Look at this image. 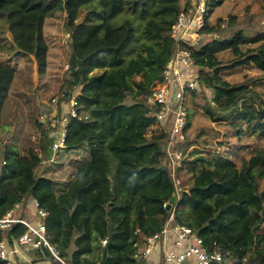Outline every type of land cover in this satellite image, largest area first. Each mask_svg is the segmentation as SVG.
I'll use <instances>...</instances> for the list:
<instances>
[{
    "label": "trees",
    "instance_id": "16d2710c",
    "mask_svg": "<svg viewBox=\"0 0 264 264\" xmlns=\"http://www.w3.org/2000/svg\"><path fill=\"white\" fill-rule=\"evenodd\" d=\"M184 4L188 0H0V53L33 60L16 67L0 58V134L8 133L0 150V218L15 204L25 218L34 198L46 211L48 242L66 264H138L146 237L168 218L163 204L174 187L166 167L159 168L167 134L150 115L148 99L174 52L171 29ZM62 13L71 37L66 83L79 88L77 115H67L64 146L47 163L40 142L56 124L38 116L33 74L42 77L48 67L45 22ZM237 23L232 13L213 22L206 15L202 32L216 36L199 41L192 55L211 101L230 111L223 120L239 138L246 125L263 139L264 108L242 100L253 79L233 81L227 73L239 68L264 73V27L248 30ZM135 40L136 51L127 57ZM225 53L229 56L222 58ZM200 94L199 88L189 93L185 137L174 145L184 155L176 170L183 190L175 219L191 227L209 250L222 252L226 264H264V149L255 147L239 162L229 152L200 149V135H187L189 104L198 106ZM202 99L205 114L222 120L214 117L209 98ZM82 149L86 155L69 156ZM67 157L73 162L68 177L50 176ZM25 230L13 223L0 229V240L10 242ZM32 250L36 256L30 262L0 259V264L44 259L61 264L47 247Z\"/></svg>",
    "mask_w": 264,
    "mask_h": 264
},
{
    "label": "built area",
    "instance_id": "2783aa9c",
    "mask_svg": "<svg viewBox=\"0 0 264 264\" xmlns=\"http://www.w3.org/2000/svg\"><path fill=\"white\" fill-rule=\"evenodd\" d=\"M207 0H188L180 9L175 23L172 25L171 36L175 40V49L171 58L164 66L162 80L157 82L148 99L150 115L153 116L166 132L165 155L163 165L166 167L173 183L175 200L169 204L166 201L163 207L169 211L161 229L146 237L145 244L138 254V264H157L160 260L164 264H226V256L218 250H209L203 243V239L194 230L175 219V205L180 192L183 190L177 167L180 165L184 155L179 149L174 148L178 141L185 137L184 127L187 121V103L189 93L199 87L200 67L192 55V47L206 36L202 32L205 16L207 14ZM76 94H68L67 91L59 93L58 97L51 98L56 103L59 99L69 103L68 116H76L77 99ZM238 101L237 107L242 106ZM53 124L60 123L58 131L52 134L51 151H58L64 146L66 137L67 116L52 115ZM33 214L29 218H21L15 214L19 204L9 210L0 218V229L5 230L13 223H21L26 230L10 242L0 240V259L14 263L17 259L30 262L23 255L22 249H40L47 247L51 253L66 264L56 254L54 248L49 244L44 218L46 211L38 206L37 201L32 198ZM107 239L101 240L105 245ZM92 264H100L96 261Z\"/></svg>",
    "mask_w": 264,
    "mask_h": 264
},
{
    "label": "rangeland",
    "instance_id": "374dc122",
    "mask_svg": "<svg viewBox=\"0 0 264 264\" xmlns=\"http://www.w3.org/2000/svg\"><path fill=\"white\" fill-rule=\"evenodd\" d=\"M213 1L216 2L218 0H212V5H209L207 0L208 10L206 15H209V20L211 22H213L217 17H226L229 13H232L238 20L235 27H246L249 28L248 30H250V27H264V0H222L216 5H213ZM182 2H184V0H181V3ZM121 17L122 16L120 15L117 20H120ZM66 24V13L59 14L58 16L46 20L44 35L49 44L48 67L46 73L42 77H39L36 73L33 74V79L36 83L38 104L40 106L38 116L42 121H47L50 125L51 123L53 124L50 118L52 115L57 114L58 119H61V116L64 115V106L62 103H64L67 107L66 111L69 109V103L66 100L59 99L56 103H52L51 98L58 97L59 93L63 91L76 94L79 90L78 87H68L66 83V77L69 75L68 58L71 53V37ZM139 32L140 28H137V38ZM5 35L10 38L9 33L6 31ZM214 36L216 35L207 34L202 40ZM136 42L137 41L135 40V42L127 50V57H131L135 53V48L137 47ZM221 56L222 58H226L229 54L225 53ZM30 57L25 54L14 56L0 53L1 59L9 61L10 64L16 67H22L33 63V60H31L32 58ZM99 70V68H95V71ZM227 77L233 81H243L244 79L246 80L250 78L253 79L254 84H251V87L244 94L242 100L243 102L253 103L258 107L262 106L264 108V73L251 68H239L227 73ZM198 88L201 90L202 94L197 97V102L199 103L198 106L194 107L191 103L189 104L191 108V126L187 130V135L189 137L196 136L197 134L200 135L199 141H203V144H199L198 146L200 149L220 150L226 153L229 152L237 159L238 162L241 157H248L249 151L255 149V147L260 146L264 149V138L258 139L256 134L251 133L250 130L246 131V125H243V131L241 132V137L239 138L236 134L235 128L229 125L226 120H223L227 117L230 111H222L218 109L211 101L210 91L204 88L201 84H199ZM202 96L209 98L211 109L214 112V117H220L222 120H214L212 117L205 114L202 107L204 104ZM127 101H130V99L127 98ZM65 115L67 116L68 114ZM59 127L60 123L57 121L54 129H51L49 134L44 136L40 142L41 153L44 157H46L44 160L47 161V163H50L48 161L55 160L57 151L48 152L51 150L50 145L52 143V134L58 131ZM7 136L8 133L0 134V150L2 148L3 141L7 138ZM190 149L191 147L189 150ZM86 154L87 150L82 149L73 151L69 156L74 159L78 156ZM72 164V159L67 157L66 164L56 170H51L49 175L61 181L65 180L70 173ZM47 165L48 164H46V162L43 163L41 168H39L38 173L41 172L44 167H47ZM261 187H264V181ZM24 212L25 218H29L28 212ZM33 212L34 211L32 210L30 215H32ZM21 213L19 212V214ZM19 214L16 213L18 216ZM72 249L73 247H70L69 252H71ZM24 250L26 254H30V257L36 256V253H34L32 249L25 248Z\"/></svg>",
    "mask_w": 264,
    "mask_h": 264
},
{
    "label": "crops",
    "instance_id": "0c3cea01",
    "mask_svg": "<svg viewBox=\"0 0 264 264\" xmlns=\"http://www.w3.org/2000/svg\"><path fill=\"white\" fill-rule=\"evenodd\" d=\"M65 104H66V102H65ZM62 105L64 106V108H63V112H64V115H63V117H66V115L65 114H67V107H66V105H64V103H62ZM7 133V132H6ZM44 141V140H43ZM50 152H52L51 150H49V152L48 153H50ZM48 159V158H47ZM49 160V159H48ZM43 161H45V160H43ZM28 210H27V212H28V215H29V217L31 216L30 214H31V211L33 210V203H32V198H30L29 200H28ZM21 211H22V206L21 205H19V209L18 210H16L15 211V214L16 213H18L19 214V212L21 213ZM25 248H23L22 249V252H23V255L24 256H26L27 257V259H29V261H31L32 260V258L30 257V254L28 255V254H26V252H25V250H24ZM34 264H49V261L48 260H39V261H37L36 263H34ZM164 264V263H163Z\"/></svg>",
    "mask_w": 264,
    "mask_h": 264
},
{
    "label": "water",
    "instance_id": "95a60500",
    "mask_svg": "<svg viewBox=\"0 0 264 264\" xmlns=\"http://www.w3.org/2000/svg\"><path fill=\"white\" fill-rule=\"evenodd\" d=\"M159 168H160V169H163V168H164V165H163V164L160 165ZM174 200H175V195H174V193H173V194L171 195L170 199H169V204L173 203Z\"/></svg>",
    "mask_w": 264,
    "mask_h": 264
}]
</instances>
